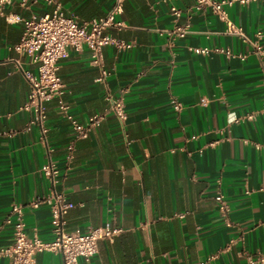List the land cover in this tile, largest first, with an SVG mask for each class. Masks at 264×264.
Segmentation results:
<instances>
[{
	"label": "crops",
	"instance_id": "crops-1",
	"mask_svg": "<svg viewBox=\"0 0 264 264\" xmlns=\"http://www.w3.org/2000/svg\"><path fill=\"white\" fill-rule=\"evenodd\" d=\"M62 1L84 21L106 15L115 0ZM28 4L13 0L0 12V247L13 242L18 220L29 236L54 238L51 207L30 202L55 188L74 203L67 230L123 229L79 264H196L209 257L206 264H264L257 260L264 254V60L253 45L195 0H124L116 16L122 25L108 32L128 46L109 44L104 55L108 87L124 92L126 120L109 111L91 51L71 49L59 61L63 92L45 103L43 135L23 108L30 86L17 61L33 72L37 65L14 46L23 19L52 6ZM225 8L264 46V0ZM60 102L81 122L101 116L88 137L75 139ZM48 162L59 169L55 186L43 171ZM61 262L58 252L36 257V264ZM0 264L9 257L0 256Z\"/></svg>",
	"mask_w": 264,
	"mask_h": 264
},
{
	"label": "built area",
	"instance_id": "built-area-1",
	"mask_svg": "<svg viewBox=\"0 0 264 264\" xmlns=\"http://www.w3.org/2000/svg\"><path fill=\"white\" fill-rule=\"evenodd\" d=\"M12 1L0 0V12ZM42 1L52 6L51 11L39 17L32 15L24 18L21 38L14 46L19 53L30 56L31 62L37 65L36 72H33L25 69L17 61L19 69L30 86L29 96L23 108L33 113L31 122L41 126L43 135L47 133L48 129L44 125L48 116L45 103L48 99L61 95L64 89V83L59 74V61L68 56L71 49L83 50L84 48L91 51L90 64L95 66L99 72L97 81L106 87L105 96L109 103V111L121 122H124L127 118L124 92L121 91L117 94L108 87L111 70L106 65L104 55V47L109 44L121 48L128 46L127 43L108 32L110 27L122 25L116 20V16L123 11L124 0H115L111 9L103 17L84 21L78 20L73 14H68L62 0ZM234 1L246 4L256 0H195V6L199 10L211 9L226 21L228 32L238 34L245 41L251 43L256 53L264 60V46L257 40L251 39L240 26L228 17L225 6ZM18 2L23 7L29 6L28 0H18ZM172 10L177 16L181 14L175 5L172 6ZM177 30L181 36L186 33L182 27ZM256 35L261 37L262 31H258ZM59 107L71 123L75 139L88 137L91 127L101 118L96 114L90 116L86 122H81L70 113L67 103L60 102ZM175 108L180 110L181 104L175 103ZM74 151L75 145L70 143L67 146V162L69 164L73 159ZM43 171L55 186L59 176V169L56 165L48 162L44 165ZM215 199L218 202L219 210L227 214L229 205L221 191L217 192ZM43 203L51 207L54 238L44 240L38 236H29L25 231L23 221L18 220L14 226L13 242L8 246L0 247V256H8L10 264H36L37 255L44 251L60 253L62 255L60 264H79L80 258L88 260L97 253L99 241H112L123 231L122 228L112 226L110 223L90 227L85 231L67 230L65 216L74 203L55 188L49 194L31 200L30 205L38 207ZM13 210L20 213L21 205H15ZM207 260L196 264H206ZM257 260L264 263V254H259Z\"/></svg>",
	"mask_w": 264,
	"mask_h": 264
}]
</instances>
